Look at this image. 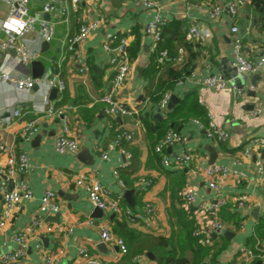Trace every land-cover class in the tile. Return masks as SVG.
<instances>
[{
    "label": "crops",
    "instance_id": "obj_1",
    "mask_svg": "<svg viewBox=\"0 0 264 264\" xmlns=\"http://www.w3.org/2000/svg\"><path fill=\"white\" fill-rule=\"evenodd\" d=\"M45 1L32 0L29 12L54 23L55 37L49 43H34V34H29L27 39L32 42V49L39 51L34 61L43 65V74L53 71L65 86L62 93L57 92L54 99L49 98L54 107H67V134L77 140L78 151L74 154L55 151L56 138L64 134L63 121L58 116L47 117L39 113L42 101L36 89L16 92L8 84H0V116L11 118V109H18L21 113L19 118H11L9 127L0 128V145L9 146L15 155L27 154L31 167L21 179L33 193L31 200L19 203L12 219L0 231V257L17 248L13 236L22 231L27 233L25 257L15 264H44V253H59L62 264H87L79 257L80 249H85L96 264H137L134 259L137 255L147 256L150 252L138 253L135 257L124 254L116 259V247L100 240L99 225H107L113 233L115 221H121L144 237L167 239L177 256L185 258L187 264H194L195 259L200 258L198 247L188 240L181 222L194 223L196 213L194 207L185 206L183 193L191 191L199 200L213 199L216 194L208 188L201 169L217 164L238 172V176L219 180L220 195L227 201L218 213L223 232L218 236L211 235V245L198 242L205 246V257L213 260L257 264V260L245 259L241 249L246 247L254 252L264 249V65L241 81V86L229 79L223 65L232 69V25L240 30L247 59L255 61L264 57V0L254 4L247 0L234 18L223 9L215 20L209 18L207 11L231 0H159L158 10L168 21L177 20L183 23L184 29L193 25L209 33L204 43L189 40L186 36L192 51L180 54L179 50L178 53L182 56L181 65L187 63L188 56L191 61L187 75L172 90L178 102L184 93L196 91L207 113L205 123L198 119L178 120L174 130L185 141L164 150L171 157L191 154L189 169L163 168L160 157L152 149L156 131L143 124L146 119L151 126L157 125L156 122L164 119L166 112L178 103L172 109L162 111L158 104H152L145 96L142 74L149 64L155 43L144 29L154 11L144 9L137 0H81L78 11L71 12L64 19L43 13ZM9 10V0H0V25ZM90 21H99V27L69 50L68 41L78 33L81 24ZM135 34L140 36V50L136 58L129 61L130 73L115 93L116 100L132 113L111 118L104 114V104L100 102V98L111 91L113 75L110 53L104 49V44L107 39L115 37L126 38L129 45ZM9 58L0 53V66L16 75L33 77L37 68L31 63L15 66ZM84 68L85 71L81 72ZM211 75L230 80V86L218 91L203 86L201 80ZM164 76V70H161L157 77ZM232 86L244 91L241 98L234 99ZM62 100L63 104L59 105ZM257 110L259 114L253 116L252 112ZM208 115L214 125L227 134L225 141L207 136ZM116 119L117 126L113 128ZM28 120H37L39 131L25 141L21 132L23 123ZM168 129H173V124ZM117 131L132 135L133 140L126 148H121L129 154L134 151L133 162L119 148L108 152L106 160L101 158ZM1 160L4 162L5 157ZM114 171H118L117 177ZM79 174H87L98 181L110 197L117 200L122 211L140 213L146 203L154 205L155 220L145 228L140 223L128 221L124 214L113 215L97 209L89 202L84 189L75 185ZM141 178L150 179L151 186H139ZM45 190L55 193L60 210L38 215L37 209ZM2 210L0 193V213ZM37 217L53 231L48 233L44 228L31 231L28 227ZM204 258L196 264H202ZM148 260L155 264L154 257L153 260L148 257Z\"/></svg>",
    "mask_w": 264,
    "mask_h": 264
},
{
    "label": "built area",
    "instance_id": "obj_2",
    "mask_svg": "<svg viewBox=\"0 0 264 264\" xmlns=\"http://www.w3.org/2000/svg\"><path fill=\"white\" fill-rule=\"evenodd\" d=\"M32 0H9L10 10L7 17L0 25V53L6 54L10 57L15 66L28 65L34 61L38 52L32 49L31 43L27 36L34 34L35 42L49 43L55 37L54 23L40 17L39 14H30L29 4ZM141 6L146 10L154 11L151 20L146 24L144 33L148 35L154 43L160 39L161 28L167 23V19L162 16L158 10L159 0H137ZM81 0H46L42 12L45 14H52L54 18H67L73 12L76 13L79 9ZM247 0H231L226 5H216L207 12L211 20H215L220 12L225 9L231 17H236L240 8H242ZM201 11L204 8L199 7ZM99 27V21H90L79 26L78 33L68 41V49L73 50V46L81 41L87 39L92 32ZM186 36L189 40L204 43L209 37V33L199 29L196 26H189L185 28ZM232 35V50L233 61L231 67L236 70V78L243 81L249 74L258 71L264 65V57H259L255 61L247 59L243 52L242 36L240 30L236 25L230 27ZM128 41L126 38H109L105 41L104 49L110 53V65L112 67L113 75L111 79V91L100 98V102L104 104V114L111 118H119L131 115V111L125 104L119 102L115 98V93L122 87L130 73V62L125 52V47ZM182 54V51H179ZM167 57V52L162 51L159 62ZM176 63L182 62L180 55L175 59ZM85 71L84 69L80 70ZM8 84L16 92H30L35 87L41 97L40 112L47 117L58 116L63 121L64 134L60 135L55 140V151L59 154L71 153L78 151V143L75 138L67 134V116L65 110L67 107L56 108L50 100V92L56 89L60 94L64 91L65 86L59 79L57 74L53 71H48L38 78L29 75H16L10 70H6L0 66V84ZM230 80H226L221 76L211 75L203 78L201 84L211 90H224L230 86ZM180 84V83H179ZM178 84V85H179ZM234 99H239L243 96L244 91L241 88L232 86ZM172 97V92L167 91L158 103V108L162 111L167 109V105ZM71 109V107H68ZM11 118H19L21 113L18 109H11ZM259 114V110L253 111L252 115ZM11 118H2L0 116V128H7L12 124ZM201 127H204L198 120H194ZM207 136L215 138L217 141H225L227 134L218 129L208 115L207 122ZM37 120H28L23 123L21 138L29 141L30 137L39 130ZM131 142L133 137L126 132H119L114 135L112 140L107 144V149L101 154V158L106 160L107 154L110 151L119 148L122 153L131 159V154L127 153L120 147L122 141ZM185 138L176 130L169 129L164 137L155 146V152L161 156L160 164L163 168L189 169L191 167L192 156L189 153L170 156L165 154V149L173 144L184 143ZM248 155V152H245ZM2 157H5L2 162ZM31 165L28 156L25 152L15 155L11 148L6 145H0V193L3 200V210L0 213V231H2L7 223L12 219L13 212L19 203L23 200H31L33 193L28 184L21 179L22 175L28 172ZM261 172V168H259ZM205 177L208 188L215 192V197L210 200H199L191 191L183 193V201L185 206L194 207L196 218L192 229V236L202 242L203 245H211V235L218 236L223 230L224 226L218 218L220 209L227 203L226 198L220 195L219 180L226 179L229 176H238V172L230 170L226 166L211 164L201 169ZM113 174L117 177L118 171ZM152 181L150 179L141 178L138 185L144 188L150 187ZM75 185L82 187L87 194L89 202L104 213L113 215L124 214V217L130 222H137L142 224L145 228L151 226L155 220L156 209L155 206L146 203L140 213H131L129 211H122L117 200L110 197V193L106 191L98 181L87 174H79L75 178ZM242 206V203H240ZM60 206L57 203L55 193L51 190H45L37 209V214L49 215L57 213ZM31 231H39L42 228L46 232H52L51 226H44L43 220L35 218L28 227ZM99 237L101 242L107 245H113L117 251L115 258L118 259L121 255L127 253L125 242L113 235L110 228L101 224L98 226ZM25 232H17L13 236V242L17 248L4 253L0 257V264H15L25 257V246L27 243ZM241 254L247 260H257L264 263V249L254 252L249 248H242ZM79 257L87 264H96L87 253L85 249L79 250ZM137 264H151L148 257L144 254L137 255ZM44 264H62V258L59 253H44L42 256ZM202 264H233L224 263L219 260H213L209 256L205 257Z\"/></svg>",
    "mask_w": 264,
    "mask_h": 264
},
{
    "label": "trees",
    "instance_id": "obj_3",
    "mask_svg": "<svg viewBox=\"0 0 264 264\" xmlns=\"http://www.w3.org/2000/svg\"><path fill=\"white\" fill-rule=\"evenodd\" d=\"M261 0H251L261 3ZM140 50V36L135 34V39L129 45H126L125 52L128 56L129 61L136 58ZM182 52L192 51L191 46L186 41V32L183 28V23L177 20L167 21L166 25L161 28L160 39L155 43V49L151 54L148 66L144 69L142 78L145 82L144 92L145 96L148 97L152 104H158L163 97L164 93L173 90L174 86L181 83V80L187 75L189 63L191 57L188 56L186 64L176 63L175 59L179 57L178 51ZM162 51L167 52V57L163 59V62H159L160 54ZM186 53V52H185ZM164 70V78L157 77L159 72ZM63 104V100L59 105ZM206 110L201 106L196 91H188L184 93L177 105L170 111L166 112L165 118L157 121L155 126H151L148 122L143 120V124L147 129L150 127L156 131V138L153 142V152L161 160V156L155 152V146L164 137L166 132L169 130V125L173 124V129L177 126V121L198 119L201 122H206ZM117 119L113 122L112 127L117 126ZM122 132L117 131L115 134ZM114 134V135H115ZM113 135V136H114ZM129 142L122 141L120 147L126 148ZM134 151H131V161L135 158ZM191 223L182 221L181 226L186 230L187 238L190 242L195 243L198 247L197 253L200 258L206 256L205 246L198 242V239L192 237ZM113 233L121 238L127 247V253L125 256L135 257L138 253L150 252L154 257L155 264H187L185 258L177 256L175 249L170 245L167 239L162 237H144L133 229L128 228L125 223L121 221H115L113 225ZM198 243V244H197ZM198 257V256H197ZM200 258L195 259L196 264ZM202 260V259H201ZM197 261V262H196ZM201 262V261H200ZM200 264V263H199Z\"/></svg>",
    "mask_w": 264,
    "mask_h": 264
},
{
    "label": "water",
    "instance_id": "obj_4",
    "mask_svg": "<svg viewBox=\"0 0 264 264\" xmlns=\"http://www.w3.org/2000/svg\"><path fill=\"white\" fill-rule=\"evenodd\" d=\"M232 62H230V64H231ZM31 66L32 67H36L37 69L35 70V73H34V75H33V77L34 78H38V77H40V76H42V74H43V65L40 63V62H38V61H33V62H31ZM223 70H224V73L225 74H229L228 76H229V79H232L233 81H234V83H235V85H237V86H241V81L239 80V79H236V70L234 69V68H230V70H228L227 69V65H223ZM34 89H36V87L34 88ZM57 95V90L56 89H53V90H51V92H50V98L51 99H54V97ZM178 102V99L176 98V96H174V95H172V97H171V99H170V102H169V104L167 105V109L168 110H170V109H172L174 106H175V104ZM147 256L151 259V260H153V256L150 254V253H148L147 254ZM257 264H263L262 262H260V261H258V263Z\"/></svg>",
    "mask_w": 264,
    "mask_h": 264
}]
</instances>
